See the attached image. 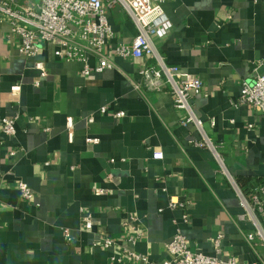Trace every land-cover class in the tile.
Masks as SVG:
<instances>
[{"label":"crops","instance_id":"obj_1","mask_svg":"<svg viewBox=\"0 0 264 264\" xmlns=\"http://www.w3.org/2000/svg\"><path fill=\"white\" fill-rule=\"evenodd\" d=\"M163 8L174 28L159 54L204 81L191 104L221 160L191 142L202 135L182 123L188 113L176 108L170 86L145 84L140 70L156 65L154 58L115 56V45L137 33L120 4L105 0L115 30L105 53L114 66L86 77L81 62L55 56V44L23 57L9 22H0V124L16 117L15 135L0 134V264H157L169 258L174 221L196 251L264 261V244L254 251L246 241L254 227L239 219L238 192L239 179L245 187L264 181V115L237 103L242 79L264 56V0H165ZM89 63L93 69L95 58ZM120 110L126 116L115 117ZM155 151L163 158H153ZM21 180L32 198L22 196ZM173 196L187 208L172 207Z\"/></svg>","mask_w":264,"mask_h":264},{"label":"built area","instance_id":"obj_2","mask_svg":"<svg viewBox=\"0 0 264 264\" xmlns=\"http://www.w3.org/2000/svg\"><path fill=\"white\" fill-rule=\"evenodd\" d=\"M110 5L120 4L129 13L137 26V33L131 42H118L115 45V56L127 58H144L149 56L156 60V65L140 70L145 84L154 90H162L170 86V92L176 108L187 111L188 116L183 124L194 123L202 137L191 140L199 147L212 150L217 159L221 156L203 128V120L199 119L192 108L191 99L204 90V81L199 76L183 71L177 65L168 64L159 54L160 43L169 38L174 24L163 8L165 0H106ZM8 21L11 32L19 40L18 50L23 57H35L41 44H55L54 54L57 58L67 61H79L83 64L81 73L86 77L92 72H102L114 66V62L105 53L109 39L115 35L105 13V0H38L37 2L20 3V0H0V22ZM95 58L92 69L90 58ZM35 67L41 70L42 76L47 75V69L42 61H37ZM139 87V86H138ZM21 86L15 84L13 92H19ZM239 105H251L258 113L264 115V56L259 58L248 77L242 79L239 93ZM105 109V108H103ZM126 112L120 110L115 117L122 118ZM16 117H4L0 124V134L14 136ZM89 121H93L90 116ZM68 137L73 139L74 122L67 118ZM88 142L98 143L99 138H88ZM14 155V151L11 152ZM153 158L162 159L163 152H153ZM19 188L24 198H32L29 185L21 180ZM105 190L97 188L96 193ZM240 204L244 212L239 219L250 221L254 227L246 235L248 245L257 251L258 241L264 244V181L252 186L248 192L238 187ZM188 202L177 196L171 198L172 207L187 208ZM87 228L92 227L91 214L83 215ZM188 222L185 212L182 216ZM132 220H136L132 217ZM172 240L167 244L169 258L157 264H244L235 258L227 260L196 251L188 243L179 222ZM223 235L219 234L214 241L215 251H220ZM105 246L112 244V238L107 237ZM134 259H144L132 254ZM259 257V256H258ZM261 258V257H260ZM250 264H264V261Z\"/></svg>","mask_w":264,"mask_h":264},{"label":"trees","instance_id":"obj_3","mask_svg":"<svg viewBox=\"0 0 264 264\" xmlns=\"http://www.w3.org/2000/svg\"><path fill=\"white\" fill-rule=\"evenodd\" d=\"M239 181H240V184H241V188H242V190L244 191V192H248L249 190H250V188L253 186H248V187H245L244 185H243V180H240L239 179Z\"/></svg>","mask_w":264,"mask_h":264}]
</instances>
